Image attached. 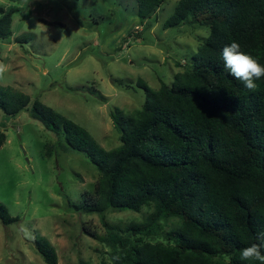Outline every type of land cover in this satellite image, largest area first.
Instances as JSON below:
<instances>
[{
    "label": "trees",
    "instance_id": "obj_1",
    "mask_svg": "<svg viewBox=\"0 0 264 264\" xmlns=\"http://www.w3.org/2000/svg\"><path fill=\"white\" fill-rule=\"evenodd\" d=\"M161 3L138 0V18ZM17 11L0 8V39L12 36ZM185 22L208 26L209 38L192 68L177 73L171 85L154 91L139 81L146 95L140 110L111 112L121 138L113 150L39 99L0 85V113L16 118L28 112L97 167L93 192L70 203L75 211L104 220L109 211L148 209L139 223L104 222L101 240L112 248L111 264H247L240 250L264 246V78L246 89L222 59L223 48L238 42L264 64V0H180L164 28ZM5 142L0 127V149ZM170 220L177 223L166 230ZM0 221L7 227L19 218L0 202ZM35 245L46 264H58L39 233Z\"/></svg>",
    "mask_w": 264,
    "mask_h": 264
},
{
    "label": "rangeland",
    "instance_id": "obj_2",
    "mask_svg": "<svg viewBox=\"0 0 264 264\" xmlns=\"http://www.w3.org/2000/svg\"><path fill=\"white\" fill-rule=\"evenodd\" d=\"M180 0H162L144 20L138 0H0L12 17V36L0 39V85L39 99L84 128L105 150L121 145L111 112L140 110L144 81L157 91L192 68L211 34L208 26L164 28ZM1 16V15H0ZM6 142L0 149V202L17 223L0 221V264H46L37 251L39 233L55 249L58 264H111L102 242L106 227L141 222L140 213L75 211L70 203L93 192L100 177L83 153L32 119L0 113ZM176 220L165 223L169 230ZM94 232L97 239L89 236Z\"/></svg>",
    "mask_w": 264,
    "mask_h": 264
},
{
    "label": "clouds",
    "instance_id": "obj_3",
    "mask_svg": "<svg viewBox=\"0 0 264 264\" xmlns=\"http://www.w3.org/2000/svg\"><path fill=\"white\" fill-rule=\"evenodd\" d=\"M225 69L239 80L246 89H255L257 81L264 78V64L242 50L238 42H232L222 51ZM261 244H252L240 250V258L247 264H264V250ZM119 261V256L112 258Z\"/></svg>",
    "mask_w": 264,
    "mask_h": 264
}]
</instances>
